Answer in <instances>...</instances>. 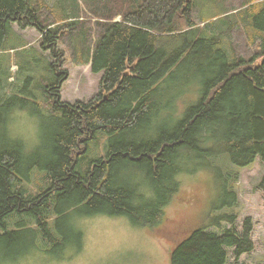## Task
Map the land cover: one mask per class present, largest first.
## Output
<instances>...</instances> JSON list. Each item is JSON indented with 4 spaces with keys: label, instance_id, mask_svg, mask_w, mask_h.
Masks as SVG:
<instances>
[{
    "label": "trees",
    "instance_id": "16d2710c",
    "mask_svg": "<svg viewBox=\"0 0 264 264\" xmlns=\"http://www.w3.org/2000/svg\"><path fill=\"white\" fill-rule=\"evenodd\" d=\"M43 2L0 0V50L7 36L25 40L14 35L13 22L33 26L51 54L66 44L77 64L90 63L103 77L99 94L88 102L72 105L53 96L47 113L57 131L40 133L41 147L50 141L51 148L39 160L26 152L22 139L8 135L10 110L0 106V264L63 252L72 244L80 249L82 232L59 223L74 210L159 227L179 189L178 176L199 168L218 174L229 200L224 205H234L233 171L224 173L219 163L226 155L239 168L264 160V0H243L239 8L224 0H59L52 7ZM210 4L221 9L208 18ZM83 11L98 17L96 25L73 20ZM234 13L247 21L251 30H242L257 46L248 58L229 52L223 41L237 27ZM117 15L122 19L115 20ZM64 78H48L51 89L60 88ZM178 101L187 106L176 115ZM101 134L109 150L83 170L81 156ZM36 166L46 170L49 186L34 196L24 185L38 173ZM258 186L264 193V175ZM235 219L216 215L190 229L172 248L171 264H236L227 248L239 259L255 242L252 219L241 230Z\"/></svg>",
    "mask_w": 264,
    "mask_h": 264
},
{
    "label": "rangeland",
    "instance_id": "374dc122",
    "mask_svg": "<svg viewBox=\"0 0 264 264\" xmlns=\"http://www.w3.org/2000/svg\"><path fill=\"white\" fill-rule=\"evenodd\" d=\"M43 1L42 5L52 7L59 0ZM224 1L228 7L239 8L243 0ZM205 9L206 16L210 18L219 12L221 6L218 8L217 5L210 4ZM236 14L232 15H235L233 23L237 27L223 41L229 52L235 54L238 50L248 58L255 53L257 46L249 43L242 30H246L245 27L250 29L249 24L241 17H236ZM198 15L195 11V17ZM114 19L121 20L122 17L117 15ZM73 20H77L79 26L86 25L89 28L96 25L99 19L83 11L80 15L76 14ZM226 21L228 20H221L219 24ZM58 24L64 25L61 18ZM12 30L15 36L19 34L25 40L18 41L14 36H7L6 41H3L4 45L0 50V106L4 105L5 111L10 110L7 114L8 135L22 139L26 152L36 155L39 160L49 155L51 148L50 141L47 148L41 147L43 135L40 133L44 130L51 133L57 131L54 128L56 121H52L54 118L47 113L53 105V96L56 98L59 95L62 102L72 105L79 101L88 102L99 94L103 72H93L90 63L77 64L66 44L59 45L57 52L51 54L50 49L42 44L41 32L33 26L22 27L13 22ZM260 33L264 36V31ZM76 36L77 41H72L75 48L80 46V35ZM56 75L65 78L60 81V88L54 87L52 90L50 80L55 79ZM188 98H194V94L189 93ZM186 106L185 101H178L176 115ZM172 110L173 107L170 114ZM107 143V136L98 135L97 140L81 156L83 170L90 160L107 154ZM219 164L224 173L233 171L230 190L236 195L232 206L224 205L229 200L223 190L225 184L218 178V174L212 168H199L195 173H181L178 176L179 189L166 205L165 221L159 227L135 225L129 217L120 215L79 216L74 210L67 220L59 223L62 226L72 225L82 232L80 249L76 250L72 244L63 252L55 249L61 256L52 255L55 251L46 254L37 252L13 264H171L170 252L176 242L186 236L190 229L206 226L210 218L221 214L234 215L238 230L242 229L248 217L253 224L252 240L255 242V249L236 259L233 248H227L230 262L264 264V193L258 189V183L264 175V160L258 157L251 165L239 168L232 165L226 155ZM35 172L38 173L30 175L27 185H24L34 196L49 186L46 183L49 176L46 170L38 167ZM224 226L229 227L230 224L224 222ZM208 229L217 230L216 227Z\"/></svg>",
    "mask_w": 264,
    "mask_h": 264
}]
</instances>
